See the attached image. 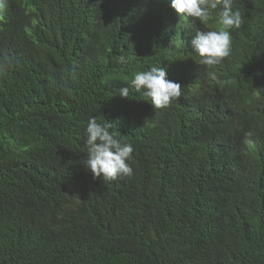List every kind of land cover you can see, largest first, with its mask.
<instances>
[{
	"label": "trees",
	"instance_id": "obj_1",
	"mask_svg": "<svg viewBox=\"0 0 264 264\" xmlns=\"http://www.w3.org/2000/svg\"><path fill=\"white\" fill-rule=\"evenodd\" d=\"M0 264H264V0H0Z\"/></svg>",
	"mask_w": 264,
	"mask_h": 264
},
{
	"label": "clouds",
	"instance_id": "obj_2",
	"mask_svg": "<svg viewBox=\"0 0 264 264\" xmlns=\"http://www.w3.org/2000/svg\"><path fill=\"white\" fill-rule=\"evenodd\" d=\"M239 11L236 9H231L227 13H225L227 19L233 21L234 25H236L237 22V16H238ZM215 26L218 27L216 28L223 36H226V38L229 35V27L225 24L224 20H218L215 22Z\"/></svg>",
	"mask_w": 264,
	"mask_h": 264
}]
</instances>
